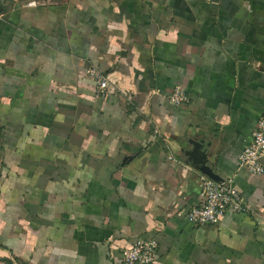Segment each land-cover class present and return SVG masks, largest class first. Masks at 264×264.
I'll use <instances>...</instances> for the list:
<instances>
[{"label": "crops", "instance_id": "obj_1", "mask_svg": "<svg viewBox=\"0 0 264 264\" xmlns=\"http://www.w3.org/2000/svg\"><path fill=\"white\" fill-rule=\"evenodd\" d=\"M263 113L264 0H0V264H122L141 240L154 264H264V174L236 165ZM198 161L246 212L178 215Z\"/></svg>", "mask_w": 264, "mask_h": 264}, {"label": "built area", "instance_id": "obj_2", "mask_svg": "<svg viewBox=\"0 0 264 264\" xmlns=\"http://www.w3.org/2000/svg\"><path fill=\"white\" fill-rule=\"evenodd\" d=\"M34 5V3H30ZM85 74L96 86V97L109 92L107 78L96 68L88 67ZM169 104L179 108L189 102L187 93L181 86L172 89ZM238 169H245L255 176L264 174V113L256 124L251 143L237 157ZM201 202L184 212H179L189 223L196 227L217 225L227 212L244 213L248 210L241 192L230 182H215L201 177L199 180ZM158 245L153 240H141L122 251V264H154L157 262Z\"/></svg>", "mask_w": 264, "mask_h": 264}, {"label": "water", "instance_id": "obj_3", "mask_svg": "<svg viewBox=\"0 0 264 264\" xmlns=\"http://www.w3.org/2000/svg\"><path fill=\"white\" fill-rule=\"evenodd\" d=\"M190 155L193 153H189ZM200 156H204V154H201ZM203 159V157H202ZM199 165V171L202 173L204 177H206L209 180L215 181V182H222V179L218 177L209 167L207 164H205L203 161H198L195 163Z\"/></svg>", "mask_w": 264, "mask_h": 264}]
</instances>
